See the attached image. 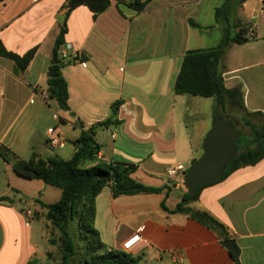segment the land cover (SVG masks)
Wrapping results in <instances>:
<instances>
[{
    "label": "crops",
    "instance_id": "crops-1",
    "mask_svg": "<svg viewBox=\"0 0 264 264\" xmlns=\"http://www.w3.org/2000/svg\"><path fill=\"white\" fill-rule=\"evenodd\" d=\"M69 1L0 3V43L19 56L36 49L25 71L0 57V147L23 160L37 155L68 161L81 131L107 120L111 106L122 100L118 119L123 123L98 132L102 150L93 165L136 164L137 182L165 190L115 198L112 188L105 187L96 198L93 222L102 243L122 252L123 243L140 233L144 244L130 252L138 264H236L216 232L189 215L162 208L164 202L174 210L188 192L186 182L168 177V168L183 164L189 169L202 156L203 142L213 128L214 122L205 135L194 139L186 122L189 112L199 115L209 108L213 116L218 114L213 98L175 93L186 53L213 48L206 45L209 30L204 20L211 24L206 28L221 33L214 47L221 41L222 26L213 7L203 12L199 0H141L145 6L138 9L131 5L134 0H111L109 9L97 16L84 5L74 9L65 42L82 52L84 59L63 68L69 86L66 112L49 98L48 69ZM224 1H217L216 8ZM236 19L249 26L253 37L247 34V41L226 52L225 85L242 90L248 111L264 114V0H246ZM190 20L202 29L192 27ZM51 128L65 140L64 148L49 143ZM1 197L13 202H0V264H31L45 258L48 251L39 250V244L44 238L51 250L48 229L53 226L42 204L59 202L62 190L19 177L0 155ZM190 206L208 212L227 228L240 264H264V159L205 187ZM29 213L34 217L31 221ZM36 224H44L45 236Z\"/></svg>",
    "mask_w": 264,
    "mask_h": 264
},
{
    "label": "trees",
    "instance_id": "trees-1",
    "mask_svg": "<svg viewBox=\"0 0 264 264\" xmlns=\"http://www.w3.org/2000/svg\"><path fill=\"white\" fill-rule=\"evenodd\" d=\"M5 0H0V3ZM246 0H225L215 9V20L222 26V38L218 46L209 49L191 50L183 58L180 73L175 83V93L178 95H190L193 97L213 98L221 110L220 118L232 126H237V119L232 114L240 115V122L251 130L250 138L240 137L237 152L234 158L226 165L218 181L202 186L196 196L190 197L188 192L183 196L181 203L170 211L166 204L162 208L171 214H186L201 224L216 232L224 241L231 240L227 228L206 211H197L190 204L195 202L201 191L210 185L220 183L237 170L255 166L264 159V114L262 112H250L245 107L244 96L240 88L228 89L225 85V66L223 58L232 45H241L247 41L249 26L236 19L239 9ZM87 6L95 16L106 12L111 0H70L65 20L62 24L59 36L55 41L53 58L48 69V93L49 98L56 101L58 106L66 112L70 111L69 86L63 75L65 64L59 59V48L65 42L68 32L67 20L74 9L79 6ZM132 6L143 9L145 4L141 0H134ZM190 25L202 29L201 25L193 20ZM36 49L24 56H19L8 51L0 43V57L13 60L21 71H25L34 59ZM123 101L119 100L111 106V116L104 121L97 122L87 130H82L77 140L76 151L70 160L59 157L42 159L34 155L29 160L19 158L8 148L1 146L0 155L11 164L15 173L27 180H41L45 184L62 190L59 202L51 205L42 204L47 209V220L53 227L59 230L63 237L62 264H71L72 257L76 254L75 243L69 233L71 222L78 216L82 227L86 228L91 240L95 241L101 251H108L106 256L97 264H138L139 259L130 253L115 252L109 250L101 241L99 232L93 227L96 216V198L107 186H110L115 198L122 195L159 194L165 189L146 187L133 178L138 166L127 162L98 163L102 146L97 142L99 131L112 126H120L123 121L118 119L120 107ZM225 114V117H224ZM226 118V119H225ZM78 127L83 128L80 122ZM197 160H194L192 165ZM93 165V166H92ZM0 202L12 203L8 197H1ZM50 243V241H49ZM51 244V243H50ZM52 245V244H51ZM236 264H240L239 253L233 254Z\"/></svg>",
    "mask_w": 264,
    "mask_h": 264
},
{
    "label": "rangeland",
    "instance_id": "rangeland-1",
    "mask_svg": "<svg viewBox=\"0 0 264 264\" xmlns=\"http://www.w3.org/2000/svg\"><path fill=\"white\" fill-rule=\"evenodd\" d=\"M217 1H224V0H199V4L201 6V9L203 12H205V9H209L210 7H213L214 11L217 7ZM221 2V3H222ZM204 17H207V14L204 15ZM205 30H209V35L207 37V47H214L217 45V36H220L221 33L217 30L212 31V28H206L209 24V20H204ZM207 23V24H206ZM211 104V103H210ZM218 114H215L213 116V112L211 113L209 108L204 109L203 114L197 115L194 111L191 110L188 114L187 124L191 128V135H193L194 139H198L199 135H205L207 133V127L210 126L214 122V117L219 115L221 116V110L218 109ZM232 116L239 121L237 122V127L241 131V137L243 138H250L251 137V130L244 126L240 122V115L238 113L232 114ZM225 117V114H224ZM226 119V118H225ZM224 120V118L222 119ZM227 120V119H226ZM225 120V121H226ZM227 122V121H226ZM103 138V137H102ZM71 144V143H70ZM68 145L69 148H71V145ZM238 148V147H237ZM191 166H189L190 168ZM193 204V203H192ZM79 216V215H78ZM78 216L75 218L73 222H71L69 226V233L75 243L76 246V254L72 257L71 264H97L100 263V259L103 258V256L107 255L106 251L99 250L98 246L95 245V241L91 240V235L88 234V231L86 228L82 227L81 221L78 220ZM36 229H40V235L43 236L46 235V228L44 224H36ZM53 229H48V235H49V241L52 248L50 250L47 242L43 240L44 238H41V243L39 244V250L41 251H48L45 258L36 259L31 262V264H62L63 259V237L62 234L59 232L58 229L55 227H52Z\"/></svg>",
    "mask_w": 264,
    "mask_h": 264
},
{
    "label": "water",
    "instance_id": "water-1",
    "mask_svg": "<svg viewBox=\"0 0 264 264\" xmlns=\"http://www.w3.org/2000/svg\"><path fill=\"white\" fill-rule=\"evenodd\" d=\"M241 131L218 115L213 128L203 142V154L188 169L186 185L190 197L196 196L198 190L207 184L219 180L226 165L231 161L240 142ZM232 254L238 255V248L234 240L222 242Z\"/></svg>",
    "mask_w": 264,
    "mask_h": 264
},
{
    "label": "built area",
    "instance_id": "built-area-1",
    "mask_svg": "<svg viewBox=\"0 0 264 264\" xmlns=\"http://www.w3.org/2000/svg\"><path fill=\"white\" fill-rule=\"evenodd\" d=\"M250 37H253V32L250 31L248 33ZM59 59L64 63H70V62H79L84 59V56L82 52L77 51L74 49V47L64 42L60 48H59ZM49 135V143L54 148H64L66 145V142L63 138L60 137V135L57 133L56 129L51 128L48 130ZM188 168L183 164H177L174 166H171L167 170V175L170 179L173 180H179L182 179L184 182H186V174H187ZM29 219L30 221L34 218L32 213H29ZM27 225H29V222H27ZM145 242L143 236L140 233L133 234L131 237H129L122 245V251L126 253H130L134 251L136 248L143 245Z\"/></svg>",
    "mask_w": 264,
    "mask_h": 264
}]
</instances>
